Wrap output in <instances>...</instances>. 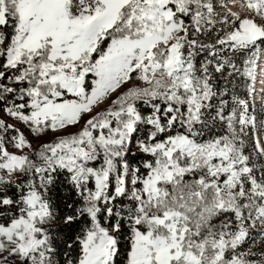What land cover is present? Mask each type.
Returning a JSON list of instances; mask_svg holds the SVG:
<instances>
[{
  "label": "snow or ice",
  "instance_id": "snow-or-ice-1",
  "mask_svg": "<svg viewBox=\"0 0 264 264\" xmlns=\"http://www.w3.org/2000/svg\"><path fill=\"white\" fill-rule=\"evenodd\" d=\"M0 264H264V0H0Z\"/></svg>",
  "mask_w": 264,
  "mask_h": 264
}]
</instances>
